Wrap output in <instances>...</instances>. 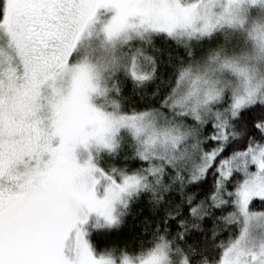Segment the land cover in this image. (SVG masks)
I'll return each instance as SVG.
<instances>
[{
	"label": "snow or ice",
	"instance_id": "snow-or-ice-1",
	"mask_svg": "<svg viewBox=\"0 0 264 264\" xmlns=\"http://www.w3.org/2000/svg\"><path fill=\"white\" fill-rule=\"evenodd\" d=\"M122 129L143 166L100 167ZM158 186L151 234L97 254L92 214ZM0 264H264V0H0Z\"/></svg>",
	"mask_w": 264,
	"mask_h": 264
},
{
	"label": "trees",
	"instance_id": "trees-1",
	"mask_svg": "<svg viewBox=\"0 0 264 264\" xmlns=\"http://www.w3.org/2000/svg\"><path fill=\"white\" fill-rule=\"evenodd\" d=\"M146 107L145 104L139 101H130L126 105L128 108L141 109ZM134 151V142L129 140L125 142L117 153H108L103 151L98 156V165L103 168L116 167L117 169H125L126 171H133L136 168L143 166V161L136 157H132ZM131 158L136 163L130 164L127 160ZM172 187L169 186L167 190L158 186V191L154 194L142 196L140 198H133L128 207L120 214V223L112 228L106 227L95 233L92 236V245L94 249L99 252L114 251L116 254L123 249L125 244L135 245L139 239H146L151 234V225L148 222V217L158 211L162 195H166L167 191H171ZM150 192V190H149ZM154 218V217H153ZM105 227V226H104ZM103 228V227H102ZM219 234L216 243L219 244L221 239L227 240L238 234V227L235 224L226 225L224 222H218ZM221 249L217 247L215 253L219 255Z\"/></svg>",
	"mask_w": 264,
	"mask_h": 264
},
{
	"label": "rangeland",
	"instance_id": "rangeland-1",
	"mask_svg": "<svg viewBox=\"0 0 264 264\" xmlns=\"http://www.w3.org/2000/svg\"><path fill=\"white\" fill-rule=\"evenodd\" d=\"M139 39V37H133V40ZM133 40H129V41H125L123 43V47H127L129 44H131L133 42ZM99 39L94 38L92 40V45L94 47H96L97 49L99 48ZM88 41H85V45L87 46ZM99 54V53H97ZM120 137H121V146L129 141L132 140L131 134L127 132V130L122 129L120 132ZM103 151L107 152L106 150H100V151H95L94 149L92 150V156L93 158L96 160V162L98 163V156L100 155V153H102ZM76 155H77V159L78 162L80 163H84L85 160L88 159V155L89 153L84 150L83 148H78L76 151ZM125 207L121 208L120 210V214L124 211ZM103 227V228H102ZM86 231H87V235H86V239L90 242V244L92 245V236L101 231L104 230L106 228V226L104 227L103 222L101 221L99 224H97L96 220H95V214L93 213L89 223L87 225H85ZM95 231V233H93ZM262 235V233L260 232H256L254 233V238L257 240V242L259 241L260 236ZM93 246V245H92ZM94 248V247H93ZM97 252V251H96ZM99 252H97L98 254Z\"/></svg>",
	"mask_w": 264,
	"mask_h": 264
}]
</instances>
